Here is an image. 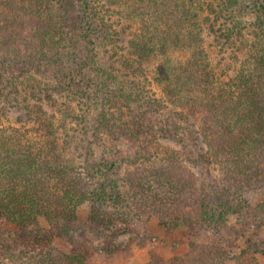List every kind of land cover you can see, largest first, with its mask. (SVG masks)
<instances>
[{
	"label": "trees",
	"instance_id": "trees-1",
	"mask_svg": "<svg viewBox=\"0 0 264 264\" xmlns=\"http://www.w3.org/2000/svg\"><path fill=\"white\" fill-rule=\"evenodd\" d=\"M11 1L10 11L21 12L15 13V18L23 19V23L43 18V39L34 38V52L24 51L22 55L30 77L14 75L0 66V97L24 120L34 118L47 129L48 136L40 143L0 136V221L15 225L21 232L17 241L0 245L2 263L94 264L90 254L75 247L77 242L70 236L78 223V210L87 202L99 203L91 210L89 222L108 233L118 226L128 228L133 219L140 218L139 210L123 206L124 200L122 210L113 208L112 201L124 198L115 186L109 191L106 184L92 189L88 183L97 154L96 140L100 149L108 138H133L139 149L148 153L143 159L162 169L155 175L157 179L164 176V168L182 165L173 154L161 156V140L191 145L199 151V159L218 168V179L229 183L224 191L237 199V206L247 205L239 186L264 181V15L257 17L258 35L252 41L246 36L249 28L244 26L248 11L245 0H77L89 29L100 25L102 31L97 43L90 41V60L97 59L93 67L104 78L100 91L108 101L100 104L103 113L91 124L98 98L92 95L91 85L74 81L81 76L79 72L67 71L63 77L66 81L45 78L36 85L35 74L41 64L60 65L75 57L65 13L57 9L54 0ZM18 4L26 6L15 7ZM127 19L140 26L136 33L130 32ZM12 29L0 26V32L7 35L16 34ZM206 38L225 60L231 54L237 56L241 48L248 50L240 68L226 82L220 81L212 67L204 45ZM16 41L1 37L9 52ZM181 53L188 55L185 61L178 58ZM21 54L19 50L17 56ZM105 54L111 62L103 60ZM153 60L158 63L154 77L149 79L146 65ZM109 82L118 85V93ZM153 83L161 88L162 95L149 88ZM56 94L66 99L69 108H75L70 110L71 120L62 119L64 135L60 137L43 117L44 105ZM111 108L120 112L128 109L130 119H116ZM161 194L167 198V192ZM35 227L38 232L30 233ZM56 239L69 240L71 254L55 249ZM33 244L41 245V251L32 260L22 259L33 256L28 250ZM190 248L187 255L168 261L153 254L147 264H259L256 255L264 254V249L250 244L233 254L218 241L202 248L191 244ZM103 250L113 255L118 252L113 245Z\"/></svg>",
	"mask_w": 264,
	"mask_h": 264
},
{
	"label": "rangeland",
	"instance_id": "rangeland-1",
	"mask_svg": "<svg viewBox=\"0 0 264 264\" xmlns=\"http://www.w3.org/2000/svg\"><path fill=\"white\" fill-rule=\"evenodd\" d=\"M16 1L22 3L28 0H14ZM54 2L57 9L65 13L70 38L73 48H76V53H74V58L66 59L67 63L62 62L59 65L46 61V66L41 64V70L35 74L36 85H39V82L45 78L66 81L63 77L67 71L79 72L81 76L74 81L81 86L91 85L92 95L98 98L99 104L96 105L90 117L92 124L103 113L100 104L105 100L108 101V98L105 99L104 93L100 91L102 86L100 84L104 78L98 75L93 67V63H98L97 59L90 60L92 57L90 41L94 39L97 43L102 38L101 27L98 25V27L89 29L88 20L77 0H54ZM23 4L15 7L26 6ZM11 7V0L8 2L0 0V26H11L12 31L16 33L7 35L4 31L0 32V66L8 72L12 71L14 75L28 78L31 76L28 72L30 68L25 64L22 55L24 51L34 52V38L43 39V18L34 17L23 23L21 21L23 19L15 18V13L21 14V12H11ZM245 7L248 11L244 14L245 18L242 17L247 21V25H244V21L242 25L246 27V30L249 28L246 36L254 41L258 35L255 30L259 24L257 17L264 15V0H245ZM15 20H19L18 23ZM126 23L132 26L130 30L132 33H136L140 27L133 20L127 19ZM255 24L256 28H254ZM92 34L94 37L91 36ZM1 37L17 40L16 44L10 46V52L1 44ZM26 40L33 42L32 45L27 42L23 44ZM6 45L9 46L8 43ZM204 45L212 67L222 82L228 81L235 75L248 52L245 48H241L237 56L231 54L230 59L225 60L212 46L210 39L206 38ZM98 47L102 51L103 48ZM19 50H22L21 56H17ZM187 57L188 55L184 53L178 56L182 61H185ZM108 59L109 56L105 54L103 60ZM108 61L111 62V60ZM157 63L158 60H153L146 65L149 79L154 77ZM109 83L118 93L116 91L118 85L114 82ZM149 88H152L158 95H162L161 88L155 83ZM121 102L127 103L125 97L124 99L121 97ZM68 108L66 99L60 98L58 94L54 100H47L43 107V117L53 125L55 135L59 137L64 135L60 127L62 119L64 117L67 120L72 119L70 110L74 111L75 108L74 106ZM110 110L116 119L120 117L124 121L130 119L126 108L122 112L118 108ZM199 115L196 116L197 119H200ZM46 131L47 129L39 126L34 118L24 120L0 97L1 137L4 139L17 137L21 142L40 143L48 136ZM147 138L151 140L150 136ZM125 139L108 138L101 142L100 149H97L100 141H95L97 154L92 161L91 181L88 183L92 189L106 184L109 191H112L115 186L116 191L124 198L112 201L113 208L122 210V207L127 205L129 209L139 210L140 218L133 219L128 228L118 226L113 232L108 233L93 227V224L89 222L91 210L98 207L99 203L83 204L78 210V223L73 226L70 236L77 242L74 246L88 252L94 264H147L153 254L168 261L187 255L191 250V244L202 248L214 241H218L222 248L233 254L246 249L249 244L264 249V181L247 187L239 186L242 189V195L247 199V205L238 207L237 199H232V196L224 191L226 187H229V183L219 181L218 168L199 159V151L195 147L191 145L184 147L172 140L162 139L161 146L158 147L161 156L173 154L181 159L182 165H177L171 170L164 168V176L162 179H157L155 175L162 169L158 170L154 162L143 159L148 153L146 151L143 153L138 147L139 144L132 140L133 138ZM151 147L154 151V141L151 142ZM161 165H157L158 168ZM164 191L167 192L166 199L161 196ZM121 200H124L125 205L122 206ZM29 232L36 234L38 227L31 228ZM20 236L21 232L18 227L7 221H0V245L7 241H17ZM71 245L69 240L56 239L53 241V247L65 255L71 254ZM109 245L117 246L116 255H113V252L108 254L103 250V247L106 249ZM41 249V245H31L28 250L33 256L26 257L25 255L22 259L32 260ZM255 259L259 264H264V254L256 255ZM0 264L4 263L0 261ZM229 264H234V262Z\"/></svg>",
	"mask_w": 264,
	"mask_h": 264
}]
</instances>
